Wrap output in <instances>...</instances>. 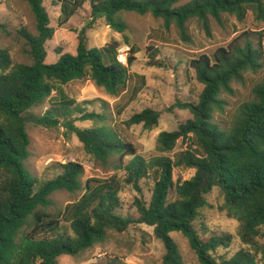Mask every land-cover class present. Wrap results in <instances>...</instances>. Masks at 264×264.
<instances>
[{
  "label": "trees",
  "instance_id": "obj_1",
  "mask_svg": "<svg viewBox=\"0 0 264 264\" xmlns=\"http://www.w3.org/2000/svg\"><path fill=\"white\" fill-rule=\"evenodd\" d=\"M181 1L65 0L60 8V25L82 3L88 4L90 22L99 20L115 32L126 30L120 13L149 14L162 21L164 30L174 27L186 42V23L190 20H196L207 35L211 33L209 19L221 24L223 16L243 22L251 14L257 23H264V0H192L180 6ZM26 2L34 18V32L24 28L19 34L31 62L16 64L9 50L0 49V264H56L58 257H75L102 244L110 232L123 233L135 223L153 228L154 237L164 249L159 264H183L173 233L188 240L199 264H264V29L242 32L212 55L200 54L189 61L188 69L203 88L195 102L175 104L188 110L192 118L174 131L159 133L158 156L143 158L132 144L106 126L81 129L66 122L88 155L101 163L118 158L115 169L125 174L121 182L115 177L90 179L83 186V167L72 162L57 165L59 174L39 182L24 167L29 156L27 127L51 128L58 123V113L52 109L36 116L32 109L42 105L59 86L73 81L89 80L107 95L118 97L127 86L129 67L137 51L131 46L125 66L117 59L120 45L116 42L100 49L88 48L89 23L77 35L75 54L57 51L56 63L47 65L45 43L53 38L55 30L42 0ZM149 49L153 56L150 61L154 62L159 50ZM258 73L262 75L250 98L221 127L215 114H224L226 98L234 95L233 85H244L247 74ZM79 120L103 121L105 116L83 113ZM158 120V112L145 108L132 113L124 125L151 130ZM178 143L182 150L174 159L164 155ZM125 157H130L127 164L123 162ZM176 168L193 169L194 174L189 180L179 181L174 175ZM145 179L152 181L149 201L135 199L137 217L123 215L121 187L130 186L141 193L140 183ZM213 190H218L223 199L218 210L237 223L241 248L229 258L213 254L229 247L231 235L202 239L194 228ZM60 191H84L77 202L65 208L69 231L47 212L52 206L51 195ZM171 191L173 200L168 199ZM50 233L52 237H47ZM104 264L123 263L114 258Z\"/></svg>",
  "mask_w": 264,
  "mask_h": 264
},
{
  "label": "rangeland",
  "instance_id": "obj_2",
  "mask_svg": "<svg viewBox=\"0 0 264 264\" xmlns=\"http://www.w3.org/2000/svg\"><path fill=\"white\" fill-rule=\"evenodd\" d=\"M65 0H42L49 18L50 26L55 33L51 40L45 43V64L56 63L62 53L75 54L78 33L90 23L86 31L88 48L100 49L107 44L116 42L120 45L117 55H122L127 66L131 46L136 49L133 64L129 67V79L125 90L118 97L107 95L89 80L73 81L59 86L50 97L38 107L32 109L36 116L44 115L48 110H56L58 123L51 128L28 126L29 156L24 162L25 169L39 182L50 180L59 174L57 165L68 162L80 164L83 167L81 178L85 182L94 179L105 181L115 177L118 181L124 178L122 170L115 169L118 158L114 157L107 163L88 155L81 147L75 134L66 127L70 122L74 127L88 129L106 126L127 143L132 144L137 154L145 159L160 155L156 151L157 136L161 132L174 131L179 124L192 118L188 110L179 109L176 103L195 102L203 86L199 84L188 63L200 54L212 55L220 47H225L236 36L245 31L264 29V23H257L251 14L243 22H238L234 16L222 17L221 24L209 19L211 33L207 35L203 27L196 21L186 23V33L189 41H183L177 30L162 28V21L147 14L139 16L131 12L118 15L126 24L122 33L115 32L104 26L99 20L90 22L89 7L82 3L69 20L60 25V8ZM192 0H182L179 5H185ZM34 32V18L26 0H0V49L10 51L13 62L29 64L31 62L24 39L19 34L21 29ZM256 39L253 38V41ZM159 50L154 62L150 61L152 50ZM262 73L247 74L244 85H233L234 95L226 98L228 105L223 115L215 114V121L225 127L237 113L240 105L250 98V91L259 81ZM150 108L159 113L156 127L144 130L141 125L127 127L124 121L132 114ZM94 112L105 116L103 121H81L83 113ZM64 113V115H63ZM80 113V114H79ZM182 150L180 143L172 152L164 154L172 159ZM130 157H125L127 164ZM194 174L193 169L176 168L175 179L189 180ZM141 193L132 187L123 185L119 192L123 215L137 217L134 207L135 199L149 201L152 189L151 180L140 183ZM84 191L68 193L56 192L51 195L52 206L47 209L64 229L69 231L66 222L65 208L77 202ZM175 198L174 192L169 194V200ZM207 207L200 211L194 224L198 236L202 239L211 235L229 234L232 236L228 248H219L213 254L215 257L229 258L240 248L241 243L236 235L237 223L228 218L218 207L223 203L218 190H213L206 198ZM57 215L59 217L57 218ZM52 237V233L46 234ZM178 245L183 264H199L194 250L188 240L180 233L171 234ZM164 249L154 237L153 228L144 224H133L123 233L110 232L108 238L91 249L75 257L60 256L56 264H104L106 259H119L123 264H159Z\"/></svg>",
  "mask_w": 264,
  "mask_h": 264
},
{
  "label": "built area",
  "instance_id": "obj_3",
  "mask_svg": "<svg viewBox=\"0 0 264 264\" xmlns=\"http://www.w3.org/2000/svg\"><path fill=\"white\" fill-rule=\"evenodd\" d=\"M117 59H118V61H119L121 64L124 65L125 59L123 58L122 55L117 56Z\"/></svg>",
  "mask_w": 264,
  "mask_h": 264
}]
</instances>
